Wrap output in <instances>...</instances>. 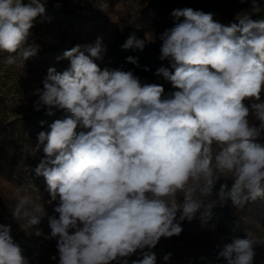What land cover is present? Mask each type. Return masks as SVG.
<instances>
[{"label":"clouds","instance_id":"9594fccd","mask_svg":"<svg viewBox=\"0 0 264 264\" xmlns=\"http://www.w3.org/2000/svg\"><path fill=\"white\" fill-rule=\"evenodd\" d=\"M47 2L0 0L5 68L23 70L38 54L31 29L50 19ZM239 3L250 11L229 24L191 7L171 12L174 26L159 36V59L170 67L155 71L174 89L167 94L131 70L102 69L101 37L57 57L70 61L66 70L48 69L34 110L62 115L39 121L48 130L38 133L34 151L43 156L30 171L44 178L50 198L39 203L30 186L17 188L10 215L36 236L47 217L56 264H157L154 249L179 237L183 222L215 231L217 207L264 201V19H253L264 0ZM121 47L142 51L145 40L133 34ZM127 61L140 67L138 58ZM217 184L218 198L207 201ZM257 243L250 233L233 236L216 245L215 259L255 264ZM0 264H31L11 224L0 223Z\"/></svg>","mask_w":264,"mask_h":264},{"label":"rangeland","instance_id":"374dc122","mask_svg":"<svg viewBox=\"0 0 264 264\" xmlns=\"http://www.w3.org/2000/svg\"><path fill=\"white\" fill-rule=\"evenodd\" d=\"M187 1L48 0L46 6L61 4L59 9L56 8L60 15L46 13L50 19L44 22L38 19L31 29L30 41L40 46L38 54L26 61L23 70L14 66L5 68L0 64V223L11 224L14 239L22 249H28L31 253V264H56L50 259L57 252L56 241L47 238L50 232L47 217L39 225L41 235L36 236L35 228L21 230L12 220L10 212L17 202L16 190L22 186H30V193L39 203L50 198L44 178L37 177L30 169H34L43 156L42 148L34 151L38 133L48 130L47 125L42 127L39 121L47 120L50 123L62 115L56 112L54 117H48L43 108L35 111L34 103L38 99L35 90L43 87L50 67L57 72L69 67L68 59H57L63 56L64 51L77 44H94L101 37L107 48L103 60L97 61L102 69L131 70L142 81L162 85L165 94L174 91L170 82L155 75L158 67H170L168 61L159 59L162 44L159 36L174 26L175 18L171 12L180 9ZM199 4L223 24L232 22L241 11H250V5L241 4L239 0H199ZM263 10L264 3L261 4V12ZM73 14L81 17L72 22L70 17ZM133 34L145 40L144 49L136 51L146 55L145 63L152 67L150 71L136 70L135 67L125 69L122 58L114 53L118 38L127 39ZM3 55L6 54H0V59H3ZM228 183L231 186V182ZM217 198L214 191L206 199ZM45 209L49 215L53 214V206L45 205ZM232 211L234 216H228V212ZM214 215L210 223H215V231L202 229L196 219L191 223L183 222L184 231L179 237L162 238L154 249L157 264H164L163 256L169 252L172 253L169 264H224L223 260L215 259L216 245L230 242L233 236L246 238L247 233L258 241L254 246L255 264H264V201L258 200L253 207L244 210L231 207L229 202L223 208L214 209ZM229 219L234 221L230 233L223 228ZM28 244H32V247L28 248Z\"/></svg>","mask_w":264,"mask_h":264},{"label":"trees","instance_id":"16d2710c","mask_svg":"<svg viewBox=\"0 0 264 264\" xmlns=\"http://www.w3.org/2000/svg\"><path fill=\"white\" fill-rule=\"evenodd\" d=\"M186 7H191L193 9H195V10H202L204 12L207 11L205 8H202L200 6L199 0H188L183 6H181L180 9H183V8H186ZM46 13L47 14H50V15H54L55 14L56 16L60 15L59 12H58V10L56 8H54L53 6H51V5H47L46 6ZM72 16H74V17H72ZM72 16L70 17L73 20L72 22H76L78 20V18L81 17V16H75L74 14ZM253 19H264V10L261 13H259L258 15L253 16ZM125 41H126V39L125 38L123 39V37L122 38H118V40L116 41V45L114 46V48H115L114 49V53L115 54H118L122 58V60L124 62V65L123 66H125V69H127V67L128 68L135 67L136 70L138 69L140 71L141 70L144 71L143 70L144 69V66H148L145 63L146 62V55L143 54V53H141V52H137L136 49L135 50H133V49L123 50L121 46L124 44ZM129 56L138 58V63L140 65V67H137L136 65H134L132 63H129L127 61V57H129ZM127 63H128V66H127ZM148 68L151 69L152 67L151 66L150 67L148 66ZM218 190H219V186H217L214 189V191H215L216 194L218 193ZM254 203L247 204L243 208V210L244 209H247L249 207H253ZM228 216L233 217L234 216V212L233 211L232 212H228ZM224 224H225V226H223V228L230 233L233 230L234 221L232 219H229L228 221H225ZM27 246H28V248H30V247H32V244H28ZM30 254L31 253L28 251V249L27 250L23 249V255H26V257L29 258V256H31Z\"/></svg>","mask_w":264,"mask_h":264}]
</instances>
